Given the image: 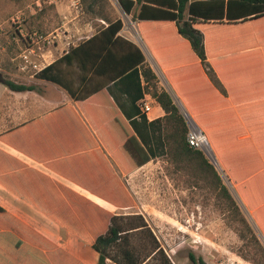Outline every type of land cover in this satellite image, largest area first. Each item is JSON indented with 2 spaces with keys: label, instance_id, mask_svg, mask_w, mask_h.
<instances>
[{
  "label": "trees",
  "instance_id": "obj_1",
  "mask_svg": "<svg viewBox=\"0 0 264 264\" xmlns=\"http://www.w3.org/2000/svg\"><path fill=\"white\" fill-rule=\"evenodd\" d=\"M118 1L123 11L137 22L145 44L209 140L229 182L242 195L237 174L227 160L226 133L219 132L216 125L218 115L225 113L226 90L213 80L211 73H216L208 60L225 54V48L218 50L216 44L229 42L233 50H241L243 31L264 21V0ZM84 4L88 14L104 20L107 26L70 47L37 73L36 78L62 87L80 106L92 130L73 111L79 131L75 141L77 155L72 161L88 164V168H77L72 176L47 165L21 138L29 124L1 134L0 143L40 162L55 175L118 211L136 208L122 178L152 160L168 157L179 170L188 167L199 170L211 178L230 227L252 254L238 255L252 264H264V244L255 227L204 151L190 145V128L184 114L174 97L160 87L143 50L120 35L124 22L106 13L108 8L112 9L110 1L84 0ZM169 42L178 49L177 60H165L164 46ZM0 83L13 92L37 90L33 84L18 83L1 74ZM201 94L213 101V107L201 103ZM145 95L163 108V118L148 120L139 105ZM0 185L95 250L99 254L98 264H173L142 215L112 212L1 148ZM242 199L261 226L255 209L247 199ZM188 258L192 264H207L192 252ZM0 264L85 263L0 206Z\"/></svg>",
  "mask_w": 264,
  "mask_h": 264
},
{
  "label": "crops",
  "instance_id": "obj_2",
  "mask_svg": "<svg viewBox=\"0 0 264 264\" xmlns=\"http://www.w3.org/2000/svg\"><path fill=\"white\" fill-rule=\"evenodd\" d=\"M187 18L188 14H186ZM98 21L101 25L97 26V29L107 26L104 20L99 19ZM134 22L136 25L134 30L127 27L124 22V28L120 35L134 42L143 50L148 64L158 76L160 87L174 97L186 117L187 109L166 78L154 55L146 44L142 47L139 36L140 30L137 27V22ZM86 27L91 34L84 37L82 41L90 39L97 33L91 23H87ZM156 33L159 34V31L156 30ZM136 35L140 41L136 39ZM68 38L67 43L69 46L75 47L79 44L72 42L73 37L69 36ZM215 47L218 50L219 48H225V54L213 60H208V62L216 73L215 75L211 73L213 80L219 87L226 90L224 97L227 102L225 113L218 115L216 125L219 132L226 133L227 160L237 174L242 195L238 194L229 180L228 182L241 206L249 214L250 221L254 223L264 243V21L249 30L243 31L241 50H233V44L229 42L225 45L216 44ZM57 48L58 46L48 51H45L44 48L41 52L42 61H48L44 68L62 57L70 49L63 50L61 56L50 62L48 58H50L51 53L58 54ZM145 49L151 59H149ZM177 50V47L171 45V42L165 45L164 51L167 56L165 60H177ZM35 79L40 84V87L37 84L35 85L37 87L35 91L13 92L0 83V135L29 124L28 131L21 136L25 146L31 150L33 149V154L45 160L47 165H52L59 171L74 176L77 168L84 170L85 166L88 168V164L72 161L77 155L75 150L78 147L75 141L79 131V127L75 125L73 120V111L81 117L90 130L92 129L85 120L80 106L76 104L74 98L65 89ZM188 79L191 80L190 77ZM43 83L46 84V87H43ZM193 87L197 88V85H193ZM106 92L108 91L106 90ZM119 97L122 99L121 95ZM109 98L111 99L110 94ZM200 100L204 106H208L207 104L214 105L209 97L202 94ZM115 105L117 108L116 103ZM212 105L210 108L213 107ZM150 106L151 110L146 114L149 121H155L165 116L163 108L152 98ZM188 115L193 119L189 113ZM0 148L38 171L68 185L102 207L107 204L55 175L40 162H35L1 143ZM207 149L210 152L209 144H207ZM69 159L71 160L70 163H68ZM216 159L217 164L220 165L223 171L217 156ZM243 197L255 209L261 226L253 218L251 209L246 206ZM0 206L83 263L98 264L99 254L95 250L82 243L70 232L2 185H0ZM236 263L252 264L242 258H240V261L237 260Z\"/></svg>",
  "mask_w": 264,
  "mask_h": 264
},
{
  "label": "rangeland",
  "instance_id": "obj_3",
  "mask_svg": "<svg viewBox=\"0 0 264 264\" xmlns=\"http://www.w3.org/2000/svg\"><path fill=\"white\" fill-rule=\"evenodd\" d=\"M109 1L112 9L108 8L106 13L121 18L127 27L134 30L136 25L132 16L123 11L118 0ZM80 4L76 9L70 0H0V74L18 83L40 87L39 81L31 77L34 71L22 73L20 70L21 54L25 49L21 31H38L53 37L54 45L45 47L48 51L58 46V54L51 53L48 58L52 62L61 56L63 50L72 47L67 43L69 36L74 38L73 43L78 44L91 34L87 31V23L96 30L101 25L99 18L88 14L84 0ZM139 36L141 41L137 35L135 37L144 47L145 42ZM146 53L151 59L147 50ZM47 63L44 61L43 65ZM42 85L46 87L45 83ZM206 152L211 155V152ZM204 154L211 161L209 155ZM215 167L233 192L220 165ZM122 179L136 202V208L118 211L108 204L105 208L112 212L142 215L173 264H192L188 258L190 252L202 257L207 264H235L242 258L239 252L248 253L238 234L230 227L216 186L199 170L189 167L179 170L168 157L160 156ZM245 214L249 218L247 211Z\"/></svg>",
  "mask_w": 264,
  "mask_h": 264
},
{
  "label": "built area",
  "instance_id": "obj_4",
  "mask_svg": "<svg viewBox=\"0 0 264 264\" xmlns=\"http://www.w3.org/2000/svg\"><path fill=\"white\" fill-rule=\"evenodd\" d=\"M70 1L72 7L76 9L80 8L81 0ZM21 36V40L25 45V49L21 54L20 70L22 73H29L30 71H34V74L31 77L36 78L37 73L41 72L44 69V61H40V59L42 58L41 52L44 50L46 45L51 46L54 44V38L50 35H44L38 31L26 33L24 31H21ZM150 100L151 97L149 95H145L144 98L139 102L141 111L145 114H148L151 110ZM190 124V132L188 134L190 145L197 149H201L202 151H208L204 147L206 140L205 136L197 127H195L194 124L192 125L191 121Z\"/></svg>",
  "mask_w": 264,
  "mask_h": 264
},
{
  "label": "water",
  "instance_id": "obj_5",
  "mask_svg": "<svg viewBox=\"0 0 264 264\" xmlns=\"http://www.w3.org/2000/svg\"><path fill=\"white\" fill-rule=\"evenodd\" d=\"M174 95L177 97V95L174 93ZM186 120H187V123H188V125H189V128L191 127V124H190V121L195 125V127H197L199 130H200V132L203 134V132H202V130L200 129V127L197 125V123L188 115V113L186 112ZM204 135V134H203ZM205 136V135H204ZM205 138H206V140H207V142H208V144H209V147H210V152H211V155L209 154V153H207L206 151H204L207 155H209L208 157L211 159V161H212V163L214 164V165H216L217 164V159H216V154H215V152L213 151V149H212V146L210 145V143H209V140L207 139V137L205 136Z\"/></svg>",
  "mask_w": 264,
  "mask_h": 264
},
{
  "label": "bare ground",
  "instance_id": "obj_6",
  "mask_svg": "<svg viewBox=\"0 0 264 264\" xmlns=\"http://www.w3.org/2000/svg\"><path fill=\"white\" fill-rule=\"evenodd\" d=\"M207 144H208V142H207V140H205V144H204V147L207 149ZM208 150V149H207Z\"/></svg>",
  "mask_w": 264,
  "mask_h": 264
}]
</instances>
